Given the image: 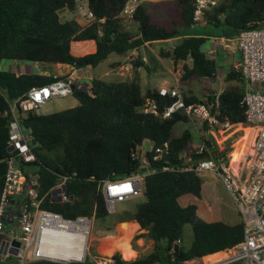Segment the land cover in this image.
<instances>
[{
    "label": "trees",
    "instance_id": "1",
    "mask_svg": "<svg viewBox=\"0 0 264 264\" xmlns=\"http://www.w3.org/2000/svg\"><path fill=\"white\" fill-rule=\"evenodd\" d=\"M86 1L94 15L90 24L82 23L77 16L61 19V12H75L76 0H0V63L15 61L44 67L94 69L112 55L122 56L144 43L180 37L194 25V0H172L176 12L162 23L153 21L141 3L132 19L138 25V35L132 37L124 32L118 18L128 0ZM203 22L210 27L225 28L221 30V37L225 39L237 38L242 31L262 29L264 0H222L205 12ZM204 43L202 37H182L160 57L180 62L184 79L192 76L214 78L216 64L202 51ZM86 44L88 48L84 52L75 51V46ZM66 77L40 73L18 75L0 69V195L6 171L4 160L8 157L9 104L32 88H41ZM225 79L242 82L238 70H231ZM89 87L92 96L74 87L72 96L78 102L74 108L44 116L26 112L19 115V120L31 131L37 144L34 152L39 160V196L47 194L59 177H67L66 189L72 200L63 204L51 202L47 197L41 208L64 218L86 217L109 222L113 216L106 210L98 185L138 172L139 164L132 155L146 142L153 143V147L167 144L172 165L183 166L180 157L183 152L191 154L192 136L187 129L178 136L173 134L176 124L187 123L183 117L174 115L162 119L141 112L147 99L158 102L160 109L170 104L169 98L159 97L155 90L142 94L136 81L108 83L95 78L90 80ZM243 95L244 91L237 87L222 92L220 120L228 121L230 126H246L245 108L240 104ZM184 101L199 102L187 97ZM205 130L207 127L203 128ZM203 142L209 150L210 143L205 138ZM210 155L209 151L190 156L196 160ZM153 167L159 169L158 165ZM201 187L202 181L194 171H158L146 176L141 195L144 201L132 215L114 217L120 222L137 223L147 231L156 249L133 261H123L115 254L113 264H159L157 244L160 242L166 243L164 258L169 264L207 256L215 258L238 245L243 238L240 222L234 225L207 223L199 219L195 205L181 207L178 204V198L183 195L200 198ZM185 225H189L192 232L187 250L181 241ZM175 241L178 244H174ZM27 264L60 263L31 261ZM71 264L93 263L87 259L84 263Z\"/></svg>",
    "mask_w": 264,
    "mask_h": 264
},
{
    "label": "built area",
    "instance_id": "2",
    "mask_svg": "<svg viewBox=\"0 0 264 264\" xmlns=\"http://www.w3.org/2000/svg\"><path fill=\"white\" fill-rule=\"evenodd\" d=\"M222 0H194L192 20L197 25L203 22L204 14ZM141 0H128L118 18L132 21L136 8ZM75 13L84 24L94 21V15L87 1H77ZM240 63L238 71L247 83L264 84V28L242 31L235 39ZM223 41H227L224 40ZM124 70L131 69L130 65ZM74 87L92 96L89 85L77 82L68 75L66 79L56 80L41 87L32 88L22 98L9 104L8 112L11 121L8 125V157L3 188L0 195V247L1 260L12 257L15 263L27 264L31 261H46L60 264L84 263L87 260L88 234L92 218H64L58 213L43 210L44 200L69 203L72 198L66 189L67 177H59L56 184L47 194H40L39 160L35 155L34 137L25 128L19 115L33 112L54 98L72 96ZM157 94L171 100L168 106L160 109L158 102L147 99L141 112L162 119L174 115L183 117L193 125L207 129L227 130L230 123L219 119L220 98L222 91L210 94L201 102L186 103L181 92L174 87L160 88ZM240 104L245 108L246 125L254 132L251 164L239 169V164L231 168L224 158L203 157L192 160L186 152L182 153L183 166L172 165L170 150L167 144L153 147L146 142L134 151L132 157L139 164V171L117 180H105L98 185L107 212L112 215L115 205L142 195L146 176L159 172L194 171L197 174L210 172L216 175L237 209L243 227L242 241L226 256L213 261L204 258L183 262L191 264H264V90L245 92ZM208 154L205 143H202L194 155ZM158 165L159 169L153 167ZM109 239V236L108 238ZM18 242L15 247L12 242ZM130 242L132 251L137 249ZM174 244H178L175 241ZM13 250L16 251L13 254ZM79 252L74 254V252ZM70 259L64 261L57 256ZM110 257H99L90 260L93 264H113ZM181 263V264H183Z\"/></svg>",
    "mask_w": 264,
    "mask_h": 264
},
{
    "label": "rangeland",
    "instance_id": "3",
    "mask_svg": "<svg viewBox=\"0 0 264 264\" xmlns=\"http://www.w3.org/2000/svg\"><path fill=\"white\" fill-rule=\"evenodd\" d=\"M79 1V0H76ZM86 2V0H81ZM148 5V4H147ZM146 5L147 10L150 13V16L153 21L159 22L161 19L163 21L166 20L167 17L171 16L176 12V6L175 4L166 5L164 7H155L151 9L150 7ZM77 14L70 13V12H61L60 17L62 20H70L74 17H76ZM162 21V22H163ZM134 26V24H132ZM194 30L198 33L202 34H208V35H218L220 34L221 30H224L225 28H214L206 26L205 28L195 25L193 27ZM131 33L133 34L134 31L131 30ZM236 38H232L231 40L227 42L235 43ZM76 47V46H75ZM76 52H79L80 49H75ZM111 58L118 59V55H112ZM112 59H107L97 67H95L93 70L95 72V79H102L104 82L111 83L112 80L107 79L103 76L104 72L109 71V69L106 67L109 61ZM8 64V63H7ZM10 67L6 66L8 69ZM53 66H42L38 65L36 67V70L34 73H40L42 69L47 68L51 70ZM1 70L5 69V66H0ZM148 70L151 72L148 74L146 70H142L140 72L141 75V85L142 87V93L145 92L144 87L147 86V81L156 83L157 81L161 80L163 77L167 80H170L171 77L169 74L166 73L165 68L162 65H159L154 57L150 56ZM13 71V70H12ZM153 73H162L165 76L160 77L157 75H153ZM81 76L79 75V78ZM83 77V76H82ZM193 80H197L196 87H199L198 82L206 83L209 89H218L220 87H237L239 89H242L245 92L249 91H260L264 90V84H256V83H247L242 80V82H213L209 79H200L199 77H194ZM192 80V82H193ZM85 85H88L87 83ZM78 105L77 100L73 96H67L63 98H54L50 101H48L46 104L40 106L37 110H35V114L44 116L49 115L57 112H61L67 109L74 108ZM183 129H190L189 126L186 123H178L173 129L174 136H178L182 133ZM205 140H207L210 143V157H222L227 162L228 165L231 168H235L237 163H234L233 156H236V152L240 149L244 151L245 156H242V160L239 161V169L243 166L246 168L251 164V155H252V143H253V136L254 132L250 128V126H239V125H232L227 130H217V129H207L203 132ZM196 135V134H194ZM200 144V138H193L192 139V146H191V154L193 153V150H196L197 145ZM189 154V152H188ZM189 154V155H191ZM231 159V160H230ZM199 175L201 181L204 183L203 191H202V200L201 202L205 201L209 204L211 215L214 218V221H219L227 225H234L236 223L240 222V217L238 216L237 209L229 195V192L226 190L224 185L221 183L220 179L210 173V172H202L197 174ZM144 201V199L140 196L138 198H133L130 200H127L122 203H118L115 205L114 213H112V219L108 222H100L92 220L91 227L89 229L88 234V250H87V259H98L99 257H110L111 255L118 254L120 257V253L118 251L113 252L109 256H105L102 254V250L104 247H106L108 241L111 238H115L116 240H119L122 235L118 233V227L121 223H127L132 222L136 224L138 227L128 235L129 237V245L131 242V239L133 238L132 245L137 249L135 252V257L132 260L133 261L137 258H140L142 256H146L147 254L153 252L156 247L155 244L150 240L147 236V231L141 229L137 223L134 221H127V222H120L115 219V215H119L120 217L124 214L132 215L138 206ZM201 207V204H198V208ZM199 219L202 221L204 220L199 216ZM205 221V220H204ZM109 236V239H107ZM118 237V238H117ZM182 247L187 250L192 242V232L191 227L189 225H185L183 227L182 231ZM165 248L166 243L160 242L157 244V250L160 257L159 264H169L165 260ZM122 259V257H121ZM210 261L217 260L218 258H209ZM123 261H126L122 259ZM15 261H13L12 257H8L7 259L1 260L0 257V264H13ZM174 264V263H172ZM183 264H191V262L183 263Z\"/></svg>",
    "mask_w": 264,
    "mask_h": 264
},
{
    "label": "crops",
    "instance_id": "4",
    "mask_svg": "<svg viewBox=\"0 0 264 264\" xmlns=\"http://www.w3.org/2000/svg\"><path fill=\"white\" fill-rule=\"evenodd\" d=\"M141 3L145 6L150 7L151 9L157 7H164L166 5H171L173 2L172 0H141ZM147 9V8H146ZM148 14L150 15L149 11L147 10ZM163 19L157 23H162ZM134 24V26H132ZM198 26H201L202 28L209 26L206 24V22H201L200 24H197ZM121 26L124 30V32L128 33L132 37H136L138 35V25L136 22L132 21H123L121 22ZM195 24L188 30L183 31L182 28L180 29V32L183 31L182 36L166 40V41H156V42H150V43H144L140 47L130 51L129 53L118 56V59L109 57L108 59H112L107 64V68L109 71L104 72L103 76L107 79L112 80L111 83H121V82H127V81H136L140 87L141 85V75L140 72L142 70H146L149 74L151 71L148 70L149 60L150 56L154 57L155 61L162 65L166 73L170 75L171 79L167 80L163 76H165L162 73H153V75H157L160 77H163L161 80L157 81L156 83L147 81V86L144 87L145 92L147 90H155L157 91L160 88H170L174 87L177 88L181 94L186 98H195L199 102L203 101L205 98H207L210 94L217 92V91H224L226 89L230 88H236L233 86L230 87H220L218 89H209L206 83L198 82L199 87H196L197 80H193L194 77L192 76L190 78H182L183 71L181 70L182 64L174 63L170 58H161L160 54H164L166 52H169L176 43L182 38V37H202L205 39V43L202 47V51L206 55L207 58L212 59L215 61L216 64V75L214 78H200V79H209L213 82H236V81H227L225 79L226 75L231 70H238V66L240 63V54L238 52L236 42L231 43L227 42L231 39H225L221 37V33L218 35H208V34H202L196 32V30L193 29ZM210 27V26H209ZM131 30L134 31V33H131ZM227 40V41H223ZM76 49H80L78 53L84 52L88 48V45L84 46H78L75 47ZM8 63V64H7ZM103 63V62H102ZM10 67L7 69L6 66ZM130 65L131 69L125 71V68H128L127 66ZM0 66H5V71H11L15 72L16 74H32L36 70V67L38 64L35 63H28V62H15V61H3L0 63ZM13 70V71H12ZM40 74L43 75H54V76H63V75H72L77 79L78 83H81L85 85L86 83L89 85L90 80L95 78V72L93 68L86 67L83 69H75L68 66H53L51 70L44 68L40 72ZM79 75L81 76L79 78ZM83 76V77H82ZM99 79V78H98ZM102 80V79H101ZM193 80V82H192ZM238 82V81H237ZM142 87H140V90L142 92ZM143 92L142 94H145ZM190 129H187L190 131L192 139L193 138H200V144L195 146L198 148L204 140V134H203V128L202 126L193 125L190 122L186 123ZM186 129H183V131ZM196 134V135H194ZM210 148V146H209ZM210 151V149H209ZM221 158V157H217ZM199 176V175H198ZM204 183L202 182L201 187V194L200 198H196L192 195H183L178 198L177 202L181 207H186L188 205H195L197 210L196 214L197 216H201L203 218L204 222L207 223H213V222H219L214 221V218L211 215L210 206L207 202L202 200V191H203ZM201 204V207L198 208V204ZM238 213V212H237ZM239 216V214H238ZM237 224V223H236ZM225 253V252H221ZM219 254V253H218ZM212 256V255H211ZM207 257H204V260Z\"/></svg>",
    "mask_w": 264,
    "mask_h": 264
},
{
    "label": "bare ground",
    "instance_id": "5",
    "mask_svg": "<svg viewBox=\"0 0 264 264\" xmlns=\"http://www.w3.org/2000/svg\"><path fill=\"white\" fill-rule=\"evenodd\" d=\"M236 156H233V161L234 163L239 164V161H241L242 156H245L246 153L242 149L238 150L236 153ZM231 160V159H230ZM138 226L132 222H127V223H121L120 226L118 227V233L122 235V237L119 240H116L115 238H111L106 244L107 246L103 248L102 254L105 256H109L115 251H118L122 257V259L128 261L132 260L135 257V252L131 250L130 245H129V236L130 233H132ZM118 238V237H117ZM74 254H78L79 252H74ZM226 255L224 253L219 254L217 257L218 259H221L225 257ZM58 260L64 261L66 259H70L68 256H57ZM217 259V260H218ZM206 261H210L211 259H205Z\"/></svg>",
    "mask_w": 264,
    "mask_h": 264
},
{
    "label": "water",
    "instance_id": "6",
    "mask_svg": "<svg viewBox=\"0 0 264 264\" xmlns=\"http://www.w3.org/2000/svg\"><path fill=\"white\" fill-rule=\"evenodd\" d=\"M75 198H77V196H75ZM12 245L15 246V247H18L19 246V243L16 242V241H14V242H12ZM1 248H2V245L0 247V253H1ZM15 253H16V251L13 250V254H15Z\"/></svg>",
    "mask_w": 264,
    "mask_h": 264
}]
</instances>
